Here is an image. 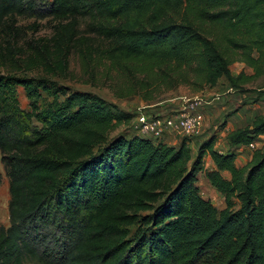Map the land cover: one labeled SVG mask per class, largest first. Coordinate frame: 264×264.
Here are the masks:
<instances>
[{
    "label": "trees",
    "instance_id": "trees-1",
    "mask_svg": "<svg viewBox=\"0 0 264 264\" xmlns=\"http://www.w3.org/2000/svg\"><path fill=\"white\" fill-rule=\"evenodd\" d=\"M27 16L57 21L54 49L31 47L20 71L65 75L74 50L145 81L187 69L210 88L225 79L238 89L264 75V0H0V68L14 65V19ZM78 19L87 35H76ZM233 55L253 74L233 76ZM130 118L48 78L0 74V264H264V142L235 165L240 147L261 143L264 115L227 133L228 152L211 136L194 158L191 138L110 139ZM200 174L223 209L200 197Z\"/></svg>",
    "mask_w": 264,
    "mask_h": 264
},
{
    "label": "rangeland",
    "instance_id": "rangeland-1",
    "mask_svg": "<svg viewBox=\"0 0 264 264\" xmlns=\"http://www.w3.org/2000/svg\"><path fill=\"white\" fill-rule=\"evenodd\" d=\"M67 23V21L62 24ZM57 21L51 18L36 19L31 17H17L14 26L18 28V36L13 40L16 51L14 65L6 64L0 68V74L17 75L27 77H44L55 81L58 85L68 88L71 92H87L97 95L106 103L115 106L119 111L131 116L110 134V139L116 136L130 138L140 136L134 128V119L139 114L148 116H174L183 108L188 109V104L201 99L208 104H202L195 112L204 118L200 132L190 137L189 147L193 158L196 156L198 147L206 142L211 136L215 138L214 148L219 152H228L229 147L224 136L237 128L249 126L256 116L264 115V75L254 78L252 81L242 84L238 89L231 88L225 79H221L218 85L210 88L190 70L182 69L167 75L165 81L151 79L145 81L143 77L128 78L114 68L109 71L107 64H98L96 61L85 63L77 51H70L67 55V71L65 75L48 73L39 68L31 72H25L22 63L31 53V47L42 49L47 46L54 49L51 41ZM86 19H78L77 36L87 35L84 31ZM232 62L229 71L233 76L244 74L250 76L253 71L238 61V56L230 57ZM108 70V71H106ZM143 80V81H141ZM120 95V97H118ZM218 100H214L215 97ZM17 98L20 108L29 111L27 98L21 88H17ZM178 143L184 138L181 136L168 135ZM151 138L150 136H145ZM166 139L163 136L162 140ZM261 145L264 137L261 138ZM260 145V146H261ZM178 146V145H177ZM260 148V147H258ZM251 150L244 149L241 153L247 162ZM1 158V155H0ZM211 159L204 158V168L210 170ZM0 226H9L8 213V179L0 161ZM197 188L200 197L208 200L217 210L225 207L223 198L206 180L203 174L197 177Z\"/></svg>",
    "mask_w": 264,
    "mask_h": 264
},
{
    "label": "built area",
    "instance_id": "built-area-1",
    "mask_svg": "<svg viewBox=\"0 0 264 264\" xmlns=\"http://www.w3.org/2000/svg\"><path fill=\"white\" fill-rule=\"evenodd\" d=\"M218 98L217 96L214 100H218ZM202 104H208V102H203L201 99L194 100L188 104V109L183 108L174 116L162 117L139 114L134 119V128L140 136H150L156 142H160L163 136L167 134L190 138L197 135L203 127V116L195 112ZM260 145V142H254L247 146V149L252 151Z\"/></svg>",
    "mask_w": 264,
    "mask_h": 264
},
{
    "label": "crops",
    "instance_id": "crops-1",
    "mask_svg": "<svg viewBox=\"0 0 264 264\" xmlns=\"http://www.w3.org/2000/svg\"><path fill=\"white\" fill-rule=\"evenodd\" d=\"M168 135H172V134H167V135H165L166 136V139H163V143H166L167 145H170V146H177L179 143L175 140H172V137H169ZM222 136H224V135H227V134H221ZM143 137V136H142ZM225 137V136H224ZM264 137V135L263 136H261V138H263ZM244 149H247V148H244V147H240L237 151H236V159H235V165L237 166V167H243L249 160H250V158H251V153L249 154V158H248V160H247V162L246 163H244L243 165H241V162H242V160H244V158H243V156H241V153L244 151ZM249 150V149H248ZM213 168V164L211 165V169Z\"/></svg>",
    "mask_w": 264,
    "mask_h": 264
}]
</instances>
